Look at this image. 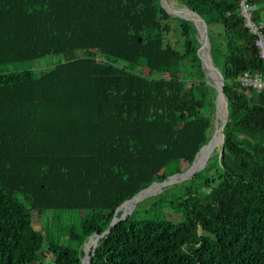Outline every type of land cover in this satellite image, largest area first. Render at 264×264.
Segmentation results:
<instances>
[{
	"label": "trees",
	"instance_id": "16d2710c",
	"mask_svg": "<svg viewBox=\"0 0 264 264\" xmlns=\"http://www.w3.org/2000/svg\"><path fill=\"white\" fill-rule=\"evenodd\" d=\"M168 3L209 21L230 109L224 150L139 202L89 264H264V90L240 83L245 71L264 72L256 36L239 0ZM172 21L178 47L167 38ZM198 32L159 0H0V65L60 57L0 72V264H39L43 251L48 264H81L84 242L123 204L192 165L215 118ZM171 187L180 193L170 200ZM48 210L63 217L50 241L33 223Z\"/></svg>",
	"mask_w": 264,
	"mask_h": 264
},
{
	"label": "water",
	"instance_id": "95a60500",
	"mask_svg": "<svg viewBox=\"0 0 264 264\" xmlns=\"http://www.w3.org/2000/svg\"><path fill=\"white\" fill-rule=\"evenodd\" d=\"M159 4L169 14L173 16H179L184 19L192 20L198 26V29L200 32V37H199L200 46L198 48V54L201 58V69L203 70L205 74L206 83L209 86H214L216 88V94L214 98V107H215L216 117L219 119L220 124L218 128L215 130V132L211 135L209 141L197 153L196 158L199 155V153L202 152V150H207L208 146L210 145L212 139L214 138L217 132H219V140L217 142V145L218 144L221 145V150H220V154H221L224 150V138H225L224 128L230 118V109H229L228 99L224 91V87H225L224 73H223L222 68L214 61V58L211 52V40H210L209 32H208L209 21L206 17L202 16L200 13H198L192 8H189V7L178 8V7H175L169 4L168 0H159ZM187 12L189 13L188 15H186ZM218 100L219 101L221 100V102H223V108L225 110V116L223 119H221L218 115V109H217ZM209 154L205 156L203 163H201L199 166H196V167L194 166L195 161H196V158H195V161L192 163V165L189 168H187L184 172L168 176L163 181L154 182L148 186L143 187L129 201L123 204L122 206H125V208H124L122 215L118 217L116 213L113 220L111 221L110 226L102 234L94 233L89 236V239L95 238L96 242L94 243L92 248L89 250V253H88L89 259L87 260V262H84L83 255H84V251L86 249V245L89 239H87L84 242L83 252L81 253V264H89L91 262L92 260L91 253L95 249V247L98 245V240L102 236L107 235L111 231L112 227L116 225L120 220L127 218L131 214V212L135 209L136 205L139 202H141L147 197H150L152 195L159 193L168 185H172L175 183H181L187 179L192 178L195 174H197L201 169H203L207 165L209 161V159H207ZM153 186H156L157 190L152 191V192L148 191Z\"/></svg>",
	"mask_w": 264,
	"mask_h": 264
},
{
	"label": "rangeland",
	"instance_id": "374dc122",
	"mask_svg": "<svg viewBox=\"0 0 264 264\" xmlns=\"http://www.w3.org/2000/svg\"><path fill=\"white\" fill-rule=\"evenodd\" d=\"M262 13L264 14V11ZM171 25H172V31L170 34L167 35V38L171 43H173L175 46L178 47V46H180V43H179L180 33L178 30V23H177V21H172ZM198 36L200 37V32H198ZM59 58H60L59 56L51 54V55L41 57L39 59H29V60H24V61L13 62V63H10L8 65H0V72L11 71V70H20V69H32L34 71H39L40 69L47 68V67L53 65L54 63H56L59 60ZM141 63H145V62L142 61ZM144 66H145V68L142 65H139V66L133 65V66H131V68L147 73L146 71L148 69L146 68V65H144ZM217 104H218V102H217ZM219 124H220V121L216 117V114H215L214 123H213L214 130H213L212 134L218 128ZM220 148H221V145L218 144L211 151V154L209 155V157L216 156L219 153ZM170 189L172 192H170L168 194V199L171 200L172 199V193H175L177 191H179L178 193H180V190H178L176 187L175 188L171 187ZM155 195H152L150 197H153ZM147 198H149V197H147ZM143 206L145 207L146 204H144ZM48 211H46L44 213L34 212L33 223L37 229H40L44 232L47 240L50 241V240H53V238H57V231L59 230V225L63 221V217H62V211H59V210H48ZM75 214L76 213H73V216H75ZM170 217L175 221H180V220H182L183 216H182L181 212L177 211V212L170 213ZM38 256L40 258V261L38 262L39 264H48L52 259V254L50 251L40 252Z\"/></svg>",
	"mask_w": 264,
	"mask_h": 264
},
{
	"label": "built area",
	"instance_id": "2783aa9c",
	"mask_svg": "<svg viewBox=\"0 0 264 264\" xmlns=\"http://www.w3.org/2000/svg\"><path fill=\"white\" fill-rule=\"evenodd\" d=\"M260 4L255 0H239V9L244 24L256 36L255 44L259 57L264 61V20L257 19ZM240 83L247 91L254 89L258 92L264 90V72L245 71L240 77Z\"/></svg>",
	"mask_w": 264,
	"mask_h": 264
},
{
	"label": "bare ground",
	"instance_id": "6f19581e",
	"mask_svg": "<svg viewBox=\"0 0 264 264\" xmlns=\"http://www.w3.org/2000/svg\"><path fill=\"white\" fill-rule=\"evenodd\" d=\"M189 13L187 12L186 15H188ZM217 109H218V115L221 119L224 118L225 116V110L223 108V102H221V100L219 101L218 100V106H217ZM219 140V132L216 133V135L214 136V138L212 139L210 145L208 146L207 150H202V152L199 153L196 161H195V167L196 166H199L201 163H203V160L205 158L206 155H208L209 153L211 154V151L217 146V142ZM209 154V155H210ZM157 190V187L156 186H153L152 188H150L148 191L152 192V191H155ZM92 239V238H91ZM91 239H89L87 245H86V249H85V254H86V259L84 262H87V260L89 259V254H88V246H89V243L91 241Z\"/></svg>",
	"mask_w": 264,
	"mask_h": 264
}]
</instances>
